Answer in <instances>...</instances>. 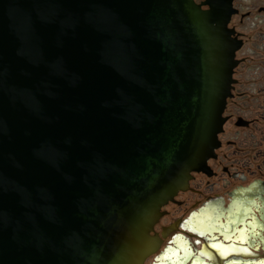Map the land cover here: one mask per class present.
Listing matches in <instances>:
<instances>
[{
	"label": "water",
	"instance_id": "obj_1",
	"mask_svg": "<svg viewBox=\"0 0 264 264\" xmlns=\"http://www.w3.org/2000/svg\"><path fill=\"white\" fill-rule=\"evenodd\" d=\"M222 26L192 0H0V264H143L217 145Z\"/></svg>",
	"mask_w": 264,
	"mask_h": 264
},
{
	"label": "flooded vegetation",
	"instance_id": "obj_2",
	"mask_svg": "<svg viewBox=\"0 0 264 264\" xmlns=\"http://www.w3.org/2000/svg\"><path fill=\"white\" fill-rule=\"evenodd\" d=\"M192 2L221 15L233 55L229 92L216 148L160 208L149 232L156 249L143 264H170L162 255H180V244L181 264H264V0Z\"/></svg>",
	"mask_w": 264,
	"mask_h": 264
},
{
	"label": "bare ground",
	"instance_id": "obj_3",
	"mask_svg": "<svg viewBox=\"0 0 264 264\" xmlns=\"http://www.w3.org/2000/svg\"><path fill=\"white\" fill-rule=\"evenodd\" d=\"M238 235H239V233H238ZM179 249L181 250L180 255H178L179 250H175V251H172L169 254H166V253L163 254L162 255L163 256L162 258L168 259L169 262H170V264H181V260H186V258H187V252H186V248L183 245H181V244L179 245ZM159 264H166V262H164L163 260H161V262ZM196 264H201V263H196Z\"/></svg>",
	"mask_w": 264,
	"mask_h": 264
}]
</instances>
